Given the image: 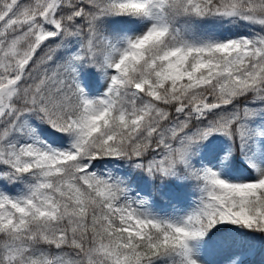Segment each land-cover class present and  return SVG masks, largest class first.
Here are the masks:
<instances>
[{
	"label": "snow or ice",
	"instance_id": "snow-or-ice-1",
	"mask_svg": "<svg viewBox=\"0 0 264 264\" xmlns=\"http://www.w3.org/2000/svg\"><path fill=\"white\" fill-rule=\"evenodd\" d=\"M0 264H264V0H0Z\"/></svg>",
	"mask_w": 264,
	"mask_h": 264
},
{
	"label": "rangeland",
	"instance_id": "rangeland-1",
	"mask_svg": "<svg viewBox=\"0 0 264 264\" xmlns=\"http://www.w3.org/2000/svg\"><path fill=\"white\" fill-rule=\"evenodd\" d=\"M253 259L258 261L259 260V257H254Z\"/></svg>",
	"mask_w": 264,
	"mask_h": 264
}]
</instances>
